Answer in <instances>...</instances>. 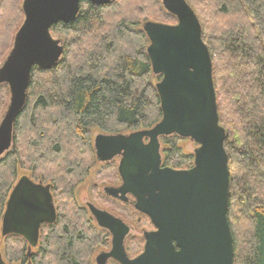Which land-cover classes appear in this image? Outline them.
Returning a JSON list of instances; mask_svg holds the SVG:
<instances>
[{
    "label": "trees",
    "instance_id": "obj_1",
    "mask_svg": "<svg viewBox=\"0 0 264 264\" xmlns=\"http://www.w3.org/2000/svg\"><path fill=\"white\" fill-rule=\"evenodd\" d=\"M187 1L211 54L219 120L226 131L234 264H264V0ZM22 4L2 3L0 64L23 24ZM146 22L174 25L176 19L161 0L81 2L73 22L51 28L64 43L63 56L55 67L33 68L14 148L0 159V241L5 240L0 251L7 264H92L99 235L75 192L97 166L94 135L146 130L162 119L156 90L161 77L153 74L147 55ZM9 97L8 87L0 86V121ZM182 140H160L163 167L193 166ZM23 175L52 185L58 211L56 223L42 227L30 256L23 238L1 237L9 195Z\"/></svg>",
    "mask_w": 264,
    "mask_h": 264
},
{
    "label": "water",
    "instance_id": "obj_2",
    "mask_svg": "<svg viewBox=\"0 0 264 264\" xmlns=\"http://www.w3.org/2000/svg\"><path fill=\"white\" fill-rule=\"evenodd\" d=\"M116 0H24V22L11 52L0 67V86L9 89V103L0 121V159L14 148L15 125L28 97L34 67H55L64 53L51 28L73 22L81 2L109 5ZM176 24L146 22L147 55L156 84L162 119L154 127L129 134H98L94 140L101 163L121 157L122 185L110 194H130L138 213L154 231L144 233V251L130 260L124 250L128 228L90 205L98 226L112 234V250L103 255L119 264H234V241L228 222L229 158L226 131L220 125L213 64L203 41L198 16L187 0H161ZM177 136L197 145L193 166L174 170L162 165L161 142ZM57 220L51 186L22 176L12 189L1 220V237L19 236L29 256L39 244L42 225ZM0 264H7L0 251Z\"/></svg>",
    "mask_w": 264,
    "mask_h": 264
},
{
    "label": "rangeland",
    "instance_id": "obj_3",
    "mask_svg": "<svg viewBox=\"0 0 264 264\" xmlns=\"http://www.w3.org/2000/svg\"><path fill=\"white\" fill-rule=\"evenodd\" d=\"M3 1L4 0H0L1 3L0 15H2L3 11L5 10V7L4 8L2 7ZM2 30L3 28L0 31ZM53 38L61 40V37L59 35L54 34ZM4 61L0 64V67L2 66ZM97 134L98 133H95L94 138ZM124 134H129V133H124ZM179 144L180 146H182L186 154L193 155L194 150L197 148V145L191 142L190 140H182ZM112 168L113 169H109L107 171L103 166L97 164L96 168L91 171V175L87 178V180H85V182L82 183L76 189L75 199L78 202V204L81 205L83 208L86 207V203L92 202L96 206L107 209L113 212L114 214H116L117 216L121 217L122 219H124L126 222L132 224L135 227V229H133V236L129 241L128 247H129V253L131 254L132 257H134L138 255L143 249V240L141 237L142 230L150 231L152 227L149 225L148 223L149 221L147 219L141 217L139 219V216H136L135 214L129 212L128 210L120 208L119 205L113 204L110 201L105 200V198H102L101 195V192L103 191L102 186L117 185V180L113 172L114 167ZM100 172L103 175H101ZM4 248H5V240H1L0 250L3 252Z\"/></svg>",
    "mask_w": 264,
    "mask_h": 264
},
{
    "label": "flooded vegetation",
    "instance_id": "obj_4",
    "mask_svg": "<svg viewBox=\"0 0 264 264\" xmlns=\"http://www.w3.org/2000/svg\"><path fill=\"white\" fill-rule=\"evenodd\" d=\"M94 140H95V138H94ZM94 140H93V147H94ZM94 154H95V150H94ZM95 159H96L97 164L103 166L107 171L109 169H113L112 167H114V176L116 177V180H117V185L102 186V188H103V191L101 192L102 198H105V200H108V201H110L113 204L119 205L120 208L126 209L129 212L135 214L136 216H139V219H140V217L147 219L149 221L148 222L149 225L152 227V229L150 231H154L155 229L152 226L149 218L146 217V216L141 215L140 213H138L136 211V209L134 207L135 199H134V197L132 195L126 194L123 199H118V198L113 197L110 194V188L118 189L122 185V180H121V178L119 176V173H118V166H119V162L121 160V157L120 156L116 157L114 160H112L110 162H106V163L99 162L97 160V158H96V155H95ZM23 176H26V175H23ZM27 177H29V176H27ZM31 180H33V179H31ZM39 182H42V181H39ZM39 182H36V183H39ZM44 185H50L51 186V195H52L53 201H54L55 199H54V194H53V191H52V185L51 184H44ZM54 205H55L56 212L58 214L57 205L55 204V201H54ZM90 205L94 206L95 208L99 209L102 212H106V213L110 214L111 216L121 220L124 223V225L128 228V233H127V235H126V237L124 239V250H125V252H126V254H127V256H128V258L130 260H133V259L137 258L138 256H140L143 253L144 245H145L144 233L145 232H150L149 230H147V231L146 230H142L141 237H142V240H143V249L138 255L132 257L131 254L129 253V247L128 246H129V241H130L131 237L133 236V229H135V227L132 224L126 222L121 217H119L116 214H114L113 212H111V211H109L107 209L98 207L92 202H88V203H86L85 209L87 210L89 217L93 221L92 224L96 228V232L99 235V241H100V244H98V246L94 249V251L92 253V257H91L92 264H119V263L114 258H104L103 257V255H106V254L111 252L113 237H112V234H111V232L109 230H107L105 228H101L100 226H98L95 218L91 214L90 207H89ZM54 224H52V225H54ZM52 225L44 224V225H42V227H44V226H52ZM42 227H41V229H42ZM41 229H40V232H41Z\"/></svg>",
    "mask_w": 264,
    "mask_h": 264
}]
</instances>
